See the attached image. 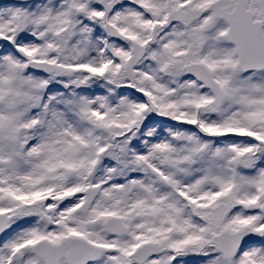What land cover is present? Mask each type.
<instances>
[{
	"label": "snow or ice",
	"instance_id": "1",
	"mask_svg": "<svg viewBox=\"0 0 264 264\" xmlns=\"http://www.w3.org/2000/svg\"><path fill=\"white\" fill-rule=\"evenodd\" d=\"M0 264H264V0H0Z\"/></svg>",
	"mask_w": 264,
	"mask_h": 264
}]
</instances>
